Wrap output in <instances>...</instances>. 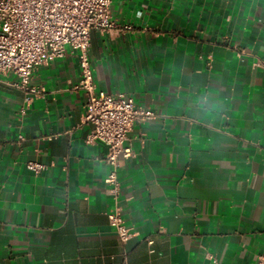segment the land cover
<instances>
[{"label": "crops", "instance_id": "0c3cea01", "mask_svg": "<svg viewBox=\"0 0 264 264\" xmlns=\"http://www.w3.org/2000/svg\"><path fill=\"white\" fill-rule=\"evenodd\" d=\"M111 12L133 28L91 32L95 85L157 116L135 123L118 170L133 236L123 243L109 223L107 146L86 142L68 48L34 71L44 92L31 102L14 74L0 76V264H257L264 0H113Z\"/></svg>", "mask_w": 264, "mask_h": 264}, {"label": "built area", "instance_id": "2783aa9c", "mask_svg": "<svg viewBox=\"0 0 264 264\" xmlns=\"http://www.w3.org/2000/svg\"><path fill=\"white\" fill-rule=\"evenodd\" d=\"M112 2L0 0V76L14 74L18 80L13 85L26 94V102H31L44 92L43 88L31 86L34 71L64 57L68 48L77 55L81 78L75 88L84 91L86 111L83 121L92 126L86 142L99 141L107 146L105 161L109 171L105 182L116 202L107 215L119 239L126 243L133 236V229L126 224L119 204L121 183L118 170L122 159L134 155L127 140L135 123L157 116L150 108L138 105L126 93H107L98 90L95 85L89 54L91 32L110 34L133 28L112 18ZM257 65L264 68V56ZM26 167L35 174L47 168L39 161L27 162ZM214 261L218 264L215 258ZM257 264H264V257H260Z\"/></svg>", "mask_w": 264, "mask_h": 264}]
</instances>
